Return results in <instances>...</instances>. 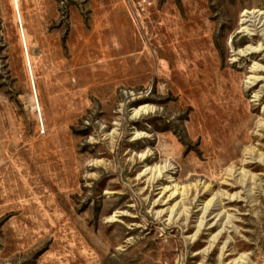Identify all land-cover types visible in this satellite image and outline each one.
Returning a JSON list of instances; mask_svg holds the SVG:
<instances>
[{
  "label": "rangeland",
  "instance_id": "obj_1",
  "mask_svg": "<svg viewBox=\"0 0 264 264\" xmlns=\"http://www.w3.org/2000/svg\"><path fill=\"white\" fill-rule=\"evenodd\" d=\"M0 264H264V0H0Z\"/></svg>",
  "mask_w": 264,
  "mask_h": 264
},
{
  "label": "built area",
  "instance_id": "obj_2",
  "mask_svg": "<svg viewBox=\"0 0 264 264\" xmlns=\"http://www.w3.org/2000/svg\"><path fill=\"white\" fill-rule=\"evenodd\" d=\"M133 19L141 20L149 15L153 0H126Z\"/></svg>",
  "mask_w": 264,
  "mask_h": 264
},
{
  "label": "bare ground",
  "instance_id": "obj_3",
  "mask_svg": "<svg viewBox=\"0 0 264 264\" xmlns=\"http://www.w3.org/2000/svg\"><path fill=\"white\" fill-rule=\"evenodd\" d=\"M15 3H16V0H13ZM16 5V4H15ZM239 29V28H238ZM243 29H244V27H243ZM30 68V67H29ZM31 73V72H30ZM142 107V106H141ZM142 109H144V108H142ZM144 173V172H143ZM176 190V189H175ZM170 192V191H169ZM173 197V196H172ZM204 212V211H203Z\"/></svg>",
  "mask_w": 264,
  "mask_h": 264
}]
</instances>
